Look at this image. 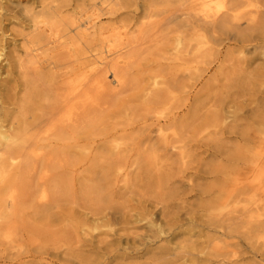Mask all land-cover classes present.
<instances>
[{"label":"bare ground","instance_id":"bare-ground-1","mask_svg":"<svg viewBox=\"0 0 264 264\" xmlns=\"http://www.w3.org/2000/svg\"><path fill=\"white\" fill-rule=\"evenodd\" d=\"M41 5L43 11L25 9L31 31L19 47L21 55H15L3 26L5 16H0V228L10 230L13 221L21 220L25 197H46L41 184L25 193L37 161L59 169L61 159L86 156L110 161L103 167L91 163L95 182L83 184L81 195L102 201L110 196V181L114 187L122 181L128 185L137 170L134 180L141 178V192L152 193L144 202L154 205L160 221L154 224L151 211L139 202L136 218L148 222L146 232L125 238L114 234L109 242L98 239L91 248L101 254L145 251L137 246L177 238L183 222L199 231L188 232L175 248L155 249L150 264L227 263L239 253L241 238L257 253L264 235V108L245 115L237 105L223 111L222 104L246 97L253 104L260 97L230 94L220 99L222 109L200 116L197 93L190 96L188 91L208 69L198 64L219 62L220 46L264 50V0H82L67 14L61 7ZM123 15L129 20L118 21ZM152 47L165 59L166 69L149 76L144 86L126 85L129 65ZM260 77L264 84V73ZM138 88L128 103L120 102L119 110L105 116L106 97L117 99ZM119 116L122 121L108 120ZM242 119L256 128L243 131ZM225 135L242 145L228 146L220 138ZM130 156L135 159L127 166L123 161ZM231 172L237 175L234 187L225 179ZM189 194L196 205H184ZM233 199L235 205H245L232 207L228 202ZM124 207L89 208L91 220L79 225L96 230L110 221L128 224L132 215ZM47 212L49 207L40 213L43 220L59 215ZM64 213L71 216L72 210ZM195 236L204 241L192 240Z\"/></svg>","mask_w":264,"mask_h":264},{"label":"rangeland","instance_id":"rangeland-1","mask_svg":"<svg viewBox=\"0 0 264 264\" xmlns=\"http://www.w3.org/2000/svg\"><path fill=\"white\" fill-rule=\"evenodd\" d=\"M69 0H0V16H5L6 19L3 22L6 33L10 36V40L15 45V55H21L20 45L24 43V36L31 31L29 24L25 17V9H33L36 12L43 11L41 4H45V7H61L63 14H67L75 4H81L82 0H72L70 5H66ZM66 5V6H65ZM27 16V15H26ZM127 15L121 16L118 21H128ZM102 22H106L104 25L109 24L106 19H102ZM171 44V43H170ZM154 47L149 50L141 51L138 57H135L132 63L127 68V83L131 87L137 85H146V79L157 72L163 71L166 61L163 59ZM220 60L217 63H212L206 66L204 63L198 64L199 68H208L203 74V79L191 88L188 92L190 96L197 93L199 102V115L206 114V111H217L224 107L223 111H233L238 106L241 110L240 114H247L252 108H264V84L262 83L261 74L264 73V50L254 49L251 46H247L244 49H232L227 46H220ZM223 55H228L229 61L222 60ZM44 58H46L44 56ZM201 61V60H200ZM4 64V62H3ZM221 68L218 69L217 66ZM210 78V82L205 84V80ZM111 78L109 77V80ZM205 84V85H204ZM132 89V88H131ZM130 89V90H131ZM138 90L127 91L123 95L116 97H106L107 101L102 110L105 116L113 114L116 110H119V103H128L130 96L139 92ZM256 93L260 99L256 103L250 104L247 97L240 99L236 102L228 103L229 98L224 101L222 108L220 107V99L229 96L230 94L238 93ZM215 103H213L214 100ZM228 103V104H227ZM227 104V105H226ZM215 105V106H214ZM258 114V113H257ZM16 115V114H15ZM108 118V117H107ZM110 122L122 121L121 116L115 118H109ZM107 120V121H108ZM227 121H231L228 119ZM241 129L248 131L251 128H256L250 120L242 119ZM217 129V128H216ZM216 129L210 128L208 131H214ZM223 142H227L228 146L242 145V142H238L233 136L225 135L220 137ZM202 149L198 150L200 152ZM201 158H206L207 154L200 155ZM135 158L133 156L126 157L124 159L125 165L133 162ZM86 157L83 159H61L59 162V169H51L49 167L50 162L40 160L36 162L38 166L37 171L29 173L27 180L29 182L28 189L25 193H30L36 184H41L40 188L45 189V198L30 200L28 197L24 199L23 207L21 209V220L13 221L10 230H6V227L0 228V264H87L88 262L80 261L81 257L74 256L78 253L79 256L88 259H95L98 264H150L151 256L155 253V249L160 246H168L169 248H175L177 243L182 242L187 238L189 234H196L199 231L198 226L191 225V222H183L180 234L175 239L163 238L160 241L149 243L146 246H137V249H145V251H127L125 255H122V251L117 253H110L108 255L101 254L102 252L91 248V244L97 243V240H104L106 242L115 238L113 235L118 234L125 238L126 235L131 234H144L146 228L149 226L147 221L138 222L136 218L135 208L141 202L142 205H146L151 211L150 216L154 224H159V215H157L151 203L144 202L149 198L151 192L142 191V182L137 177V170L133 171L130 175L131 181L128 185H124L123 181L112 186L114 180L110 181L107 186L110 188V196L104 198L102 201H98L93 198H87L81 195V187L83 184H88L94 181L95 176L89 172L91 163H95L99 166H106L105 164L110 160H102ZM53 162V161H52ZM112 162V161H111ZM58 164V163H57ZM223 165L224 162H222ZM133 170V169H132ZM96 171V170H94ZM94 173V172H93ZM62 176L59 181L60 190L57 184V176ZM225 179L230 181L228 184L230 187L235 186V180L237 175L231 172ZM211 179L205 181H199V183L207 184ZM95 182V181H94ZM101 185H105L101 182ZM118 187H122L119 189ZM260 187L264 189V176ZM152 194V193H151ZM189 194L185 198V206H194L197 204L196 197ZM233 200H230L232 207H241L245 203H239L235 205ZM55 203L58 205L56 206ZM105 206L112 207L116 210H122L125 206L126 211L132 215L130 223L121 224L119 222L110 221V224H104L98 226L96 230L80 227L79 223L84 220L90 221V214L88 209L95 207ZM49 207L50 211L56 212L58 217H50L43 220L40 217V213ZM72 210L71 216L66 215L64 212ZM46 213V214H47ZM9 222V221H8ZM11 224V221L8 225ZM7 225V226H8ZM0 226H3L0 221ZM42 226H45L44 229ZM41 228V229H40ZM84 229V230H82ZM189 229H191L189 231ZM207 235L214 237L213 233L203 231ZM52 233H55L52 235ZM88 233V235L86 234ZM67 236V237H65ZM239 236L240 235H235ZM241 238V237H240ZM192 240L197 242L204 241L203 238L192 237ZM239 241V239H237ZM91 242V243H90ZM259 248L256 253L255 250H251L247 246V241L242 238L238 243L241 247L238 249V254L235 258H231L230 262L222 263L217 261L214 264H264V235L259 240ZM103 246V245H100ZM120 247H124L121 246ZM92 250V251H91ZM94 250V251H93ZM201 250V247L197 251ZM207 251V250H206ZM98 253L99 256L95 257L92 253ZM74 254V255H72ZM232 254V253H231ZM219 260V259H218ZM199 264H212V263H199Z\"/></svg>","mask_w":264,"mask_h":264}]
</instances>
